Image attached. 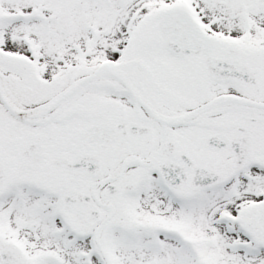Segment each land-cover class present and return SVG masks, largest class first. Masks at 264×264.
I'll return each mask as SVG.
<instances>
[{"label":"snow or ice","instance_id":"1","mask_svg":"<svg viewBox=\"0 0 264 264\" xmlns=\"http://www.w3.org/2000/svg\"><path fill=\"white\" fill-rule=\"evenodd\" d=\"M0 264H264V0H0Z\"/></svg>","mask_w":264,"mask_h":264}]
</instances>
